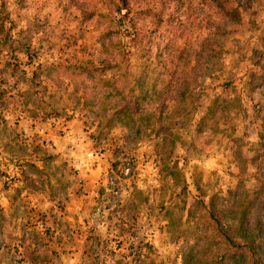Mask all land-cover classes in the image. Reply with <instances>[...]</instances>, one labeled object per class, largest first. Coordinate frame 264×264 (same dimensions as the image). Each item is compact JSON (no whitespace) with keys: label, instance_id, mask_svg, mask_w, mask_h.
Wrapping results in <instances>:
<instances>
[{"label":"rangeland","instance_id":"rangeland-1","mask_svg":"<svg viewBox=\"0 0 264 264\" xmlns=\"http://www.w3.org/2000/svg\"><path fill=\"white\" fill-rule=\"evenodd\" d=\"M237 4L231 5L238 7L237 22L195 18V10L190 20L180 18L183 25L175 20L151 34L150 20L142 19L138 43L92 15L95 0H0L1 114L13 100H26L34 118L57 128L62 139L78 120L88 148L84 164L99 163L84 220L88 259L77 264H182L187 247L203 245L210 204L234 227L233 206L251 200L249 219L264 223V0ZM181 31L191 47L176 41L166 50L172 33ZM210 38L222 49L206 64L205 53H194ZM181 49L194 58L186 68L195 66L188 88L178 74L166 75ZM80 62L90 64L83 69ZM50 143L34 133V150ZM10 163L24 170L12 176L7 168L5 189L27 169ZM63 169H45L52 189ZM66 203L55 201L61 216ZM73 235L65 230L51 237L68 244ZM17 252L14 264H24Z\"/></svg>","mask_w":264,"mask_h":264},{"label":"crops","instance_id":"crops-1","mask_svg":"<svg viewBox=\"0 0 264 264\" xmlns=\"http://www.w3.org/2000/svg\"><path fill=\"white\" fill-rule=\"evenodd\" d=\"M26 105V100L15 99L5 108V117L0 111V264H14L13 253L19 249L24 264H47L48 260V264H77L91 244L85 234L90 224L84 220L88 221L95 195L99 163L91 167L84 164L88 148L81 145L86 137L78 120L69 123L65 136L68 138L62 139L57 128L38 121ZM38 132L51 143L34 150L33 135ZM23 137L29 139L23 142ZM24 146L27 148L23 149ZM10 161L24 163L27 169L12 189H5L2 173L10 169ZM51 164L65 168L57 181L61 188L55 185L58 187L52 189L48 175H43ZM71 168L77 170L76 176L71 174ZM81 192L86 196H81ZM56 200L67 202L62 216L54 209ZM65 230L74 231L70 243L51 237ZM97 230L94 231L101 236L102 231Z\"/></svg>","mask_w":264,"mask_h":264},{"label":"trees","instance_id":"trees-1","mask_svg":"<svg viewBox=\"0 0 264 264\" xmlns=\"http://www.w3.org/2000/svg\"><path fill=\"white\" fill-rule=\"evenodd\" d=\"M152 1L155 2V7L150 8L146 6V4H149L148 0H95V10L92 12V15L95 14L99 18L108 19L109 24L113 25L110 29L112 32L127 34L131 36V41H137L138 43L142 39L143 33L142 28L138 27V22L146 18L150 20L153 26V29L150 31L151 34L158 32V29L163 26L165 28L168 27L175 20L180 25H183L180 18L184 16L186 20H190L195 10L200 11V13L195 15V18L201 15H206L208 19L217 16L224 23L237 22L240 18V13L237 10L238 7L231 8V5L234 6L235 3L238 5L237 0ZM123 22L128 24L126 29H118L117 25ZM182 34L183 31L177 34L172 33V37L169 39L165 49H171L173 45L170 44H175L176 41L181 46H185L184 49H187L188 46L191 47L189 37L186 36L184 38ZM182 40L183 42H181ZM199 48V52L194 53V58L201 53H205L206 57L203 60L208 64L210 60L215 58L214 53L222 49V45L214 41L213 38L202 39ZM184 49L177 50L178 53H174V56L171 57L170 64L173 65L175 70L173 72L167 71L166 75L172 79L174 75L178 74L179 78L183 81V85L186 86L184 88H188L189 84L186 82L191 79L195 66L191 67L189 71L186 70L188 66L193 64L194 58L189 59L190 55L187 56ZM109 61H111L110 58L103 60L102 63L108 65ZM199 62L198 59L195 61L196 66ZM89 64L90 62L79 63L83 69L88 68ZM105 94H103V97H105ZM212 205L210 204V208L208 207L207 211L203 214L206 218L208 217V224L204 225L207 230L201 236L203 245L198 249L192 245V247H187L182 264H264V262L260 261L264 257V223L258 220L252 222L249 219L251 215L250 209L253 207L251 200L245 203H235L233 206V212L236 215L234 227L226 225L221 221V217L219 216L221 214L216 215L213 208H211Z\"/></svg>","mask_w":264,"mask_h":264},{"label":"built area","instance_id":"built-area-1","mask_svg":"<svg viewBox=\"0 0 264 264\" xmlns=\"http://www.w3.org/2000/svg\"><path fill=\"white\" fill-rule=\"evenodd\" d=\"M24 170V166L21 165V164H16L14 165L10 170H9V173L12 175V176H19ZM126 173L128 172V169L125 170ZM116 193V192H115Z\"/></svg>","mask_w":264,"mask_h":264}]
</instances>
